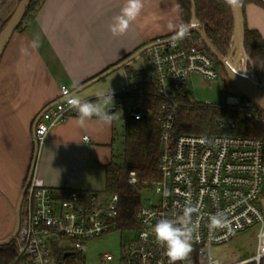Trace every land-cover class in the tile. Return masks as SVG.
<instances>
[{"label":"built area","instance_id":"built-area-1","mask_svg":"<svg viewBox=\"0 0 264 264\" xmlns=\"http://www.w3.org/2000/svg\"><path fill=\"white\" fill-rule=\"evenodd\" d=\"M172 38L173 35L159 37L147 44L149 47L144 52L149 65L146 70L157 94L164 99L162 106L146 109L130 99L116 103L117 109L130 118L155 117L160 124V178L154 182L159 199L156 203L138 206V232L122 246L119 264H168L164 248L151 230L161 218L174 219L189 203L200 207V227L194 234L189 258L177 264H209L210 261L256 264L255 250L251 256L241 258L238 253L228 259L212 251L251 227H255L257 234L264 226V142L258 137L230 133L236 122L225 118L219 120V125L228 132L178 131L179 93L186 91L192 75L212 80L218 71L216 58L200 35L194 37L188 33L175 44ZM130 78L132 81L120 93L132 90L135 80ZM64 90L73 92L62 85L57 98L47 103L34 119L33 134L39 146L53 127L78 114L63 100ZM205 104L239 109L245 118L264 123V110L239 92L226 95L221 103ZM129 182H137L135 171H130ZM118 211V193L71 191L62 199L34 172L24 195L21 225L15 237L17 255L6 264H63L59 251L64 259L71 257L74 264H83V251L89 241L110 230ZM217 211L227 215L231 231L216 229L209 234L208 217ZM65 252L71 254L64 257ZM113 258L112 253L106 252L99 262L106 264Z\"/></svg>","mask_w":264,"mask_h":264},{"label":"crops","instance_id":"crops-1","mask_svg":"<svg viewBox=\"0 0 264 264\" xmlns=\"http://www.w3.org/2000/svg\"><path fill=\"white\" fill-rule=\"evenodd\" d=\"M259 1L246 3L244 16L248 28L264 37V0ZM124 3L43 0L23 29L16 30L9 40L0 58V240L16 225L18 201L35 155L34 119L57 98L62 85L82 91L84 100L95 102L97 94L109 97L105 107L114 118L105 125L94 117L81 128L76 123L78 114H74L53 127L39 146L34 172L58 196L64 191H104V167L115 157L120 140L118 121L125 123L124 113L118 119L115 116L120 99L113 95L132 80L126 72L124 84L114 93L110 79L95 89L87 87L155 39L172 36L166 26L169 19L183 22L178 0H144L142 13L128 32L114 37L109 25ZM37 39L39 48L28 47ZM22 47L28 48L26 55L21 53Z\"/></svg>","mask_w":264,"mask_h":264},{"label":"trees","instance_id":"trees-1","mask_svg":"<svg viewBox=\"0 0 264 264\" xmlns=\"http://www.w3.org/2000/svg\"><path fill=\"white\" fill-rule=\"evenodd\" d=\"M42 1H30L16 30L23 29L24 24L34 16ZM192 1L196 17L206 36L222 55H227L234 31L231 5L226 3V0H178L185 24H189L192 18ZM251 1L260 2L259 0H240L239 4L243 11L246 3ZM12 14L0 27V33ZM192 34L198 37V33L193 32ZM245 48L251 59L248 70L255 72L261 87L264 88V37L258 30L248 28L246 23ZM125 69L135 83L131 85L132 90L114 94L113 97L120 100L138 101L146 109H159L164 99L157 94L149 72L146 69L133 68L129 64L125 65ZM179 101V116L176 121L178 131L205 134L228 132L219 125V120L225 118L236 122L235 127L229 131L230 133L258 137L264 142V123L245 118L244 113L239 109L220 104L207 105L194 102L185 91L179 93ZM124 121L123 152L105 165L106 181L103 192L119 195V211L114 221L120 218L126 223L133 222L134 224L135 222L137 226L136 212L140 204L138 190L144 185H152L160 178L158 169L160 124L155 117L136 120L126 114H124ZM130 171L136 172L137 182L135 184L129 182ZM69 195L70 191L59 194L62 199ZM16 255L17 248L14 239L0 246V264L10 262ZM59 259L65 261L63 264H74V259L71 257L64 259L61 251H59Z\"/></svg>","mask_w":264,"mask_h":264},{"label":"clouds","instance_id":"clouds-1","mask_svg":"<svg viewBox=\"0 0 264 264\" xmlns=\"http://www.w3.org/2000/svg\"><path fill=\"white\" fill-rule=\"evenodd\" d=\"M226 3L236 6L240 3V0H226ZM143 8L144 0H125L119 13L112 18V23L109 25L110 33L114 37L126 34L130 26L141 15ZM166 26L168 31L173 33V44L184 39L188 34V25L176 19H169ZM39 46L38 39L30 41L28 45L33 50L39 48ZM21 53L26 55L28 48L22 47ZM108 99L109 97L103 94H97V100L93 102L81 99L74 91H63V100L66 101L70 108L77 111L76 123L81 128H86L88 122L94 117L102 124H111L114 114L106 111L105 106ZM199 213V205L193 206L189 203L183 207L181 213L176 215L174 219L161 218L153 226L151 231L157 243L164 248L165 255L168 258V264H177V262H182L189 258L193 251L192 241L194 234L198 233L200 227ZM208 221L207 228L209 234L216 229H227L231 231V221L222 211H217L215 214L209 215ZM261 260H264V226L260 227L256 234V264H260ZM209 264H213V262L210 261ZM215 264H218V262H215Z\"/></svg>","mask_w":264,"mask_h":264},{"label":"rangeland","instance_id":"rangeland-1","mask_svg":"<svg viewBox=\"0 0 264 264\" xmlns=\"http://www.w3.org/2000/svg\"><path fill=\"white\" fill-rule=\"evenodd\" d=\"M20 0H0V27L4 24L7 18L14 12ZM218 62V61H217ZM216 62L218 76L212 80H206L199 75H192L187 84L186 93L194 102L199 103H221L226 95L236 94L239 91L232 84L228 78L223 66ZM131 67L136 69H148V61L145 53L138 56L131 62ZM125 67H120L113 70L105 78L93 82L87 87L88 89H95L101 86L105 79L113 81V93L117 91L125 82L126 79ZM86 89V88H85ZM76 94L81 98L83 92L78 91ZM123 115V110L118 109L115 116L118 119ZM123 121H118V130L120 133V140L117 142L115 156H119L123 152ZM139 205L156 203L159 195L155 190L154 183L152 185H144L139 190ZM138 232V224L133 222L126 223L122 219L114 221L109 231L102 236L94 238L89 241L88 247L83 251V264H100L101 256L108 252L112 253L114 258L106 264H119L122 246L132 241ZM14 241L16 239L14 238ZM256 245V229L251 227L243 233L236 236L231 241L227 242L222 247H214L213 253L219 255L222 259L235 257L240 254L241 258L251 256L254 253ZM73 259V258H72Z\"/></svg>","mask_w":264,"mask_h":264},{"label":"water","instance_id":"water-1","mask_svg":"<svg viewBox=\"0 0 264 264\" xmlns=\"http://www.w3.org/2000/svg\"><path fill=\"white\" fill-rule=\"evenodd\" d=\"M31 0H20L18 5L16 6L11 18L9 19L8 23L6 24L5 28L0 33V58L11 39L13 33L16 31L17 26L22 21L26 9L29 5ZM192 18L188 26V33L196 32L200 35L211 51V53L215 56L217 61L223 66L228 78L232 82V84L236 87V89L241 93L246 99L252 101L256 105H258L261 109L264 110V88L261 87L259 80L253 71L248 70V65L251 63V59L246 51L245 48V16L244 11L240 4L236 6H232V13L234 19V31L232 36V43L227 55H222L215 46L211 43V41L206 36L204 30L201 28L200 22L198 21L196 14H195V6L192 1ZM149 46L146 45L132 54L130 57L126 58L125 60L121 61L120 63L114 65L106 72L99 75L93 80L97 78L106 76L113 70H116L120 67H123L138 56L143 54ZM92 80V81H93ZM92 81H89L84 86L90 84ZM77 91H75L76 93ZM113 112L115 108L111 109ZM39 150V144L35 141V155L33 158V162L31 165V169L29 172L28 179L24 185L22 194L18 201L17 209H16V225L14 231L5 239L0 240V246L11 242L19 232L20 225H21V211H22V204L24 195L27 189V186L30 182V178L34 173L35 169V161L37 157V153ZM70 252H65L64 257L69 256Z\"/></svg>","mask_w":264,"mask_h":264}]
</instances>
